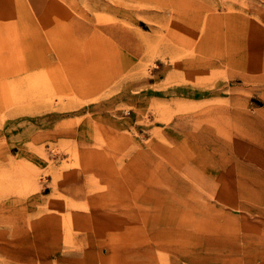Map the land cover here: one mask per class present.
<instances>
[{"label":"rangeland","instance_id":"374dc122","mask_svg":"<svg viewBox=\"0 0 264 264\" xmlns=\"http://www.w3.org/2000/svg\"><path fill=\"white\" fill-rule=\"evenodd\" d=\"M76 262L264 264V0H0V264Z\"/></svg>","mask_w":264,"mask_h":264},{"label":"crops","instance_id":"0c3cea01","mask_svg":"<svg viewBox=\"0 0 264 264\" xmlns=\"http://www.w3.org/2000/svg\"><path fill=\"white\" fill-rule=\"evenodd\" d=\"M73 173V172H72ZM67 180H65L62 184H59L60 186H58V188H56V191L57 192H53L52 190L48 191V192H45V196H51L52 194H64L66 196H70V197H73L72 199L75 201V202H78V198L76 197L77 195H79V192L83 193L80 189H78L77 187V183L75 181V178L74 176L68 172L67 173V177H66ZM74 202V204H76ZM73 203H68L67 205L68 206H73L74 205ZM84 240H86V236H84ZM88 240H90V237L88 238ZM118 251L119 253H122L123 251H125V248L124 247H120V246H110L106 253L103 254V251L102 253L99 254L98 258L99 259H102V260H107V259H111L109 257V253L112 252V251ZM48 259H50V256H47ZM60 259H63V258H74L75 260H79V259H90V254L89 253H80V252H75L74 255H71V256H68V255H65V256H59ZM76 264H78V262H76Z\"/></svg>","mask_w":264,"mask_h":264},{"label":"bare ground","instance_id":"6f19581e","mask_svg":"<svg viewBox=\"0 0 264 264\" xmlns=\"http://www.w3.org/2000/svg\"><path fill=\"white\" fill-rule=\"evenodd\" d=\"M194 6V5H193ZM231 9H232V7H230ZM124 9H126V8H124ZM136 14H138V13H136ZM143 72V71H142ZM143 74V73H142ZM145 74V73H144Z\"/></svg>","mask_w":264,"mask_h":264}]
</instances>
